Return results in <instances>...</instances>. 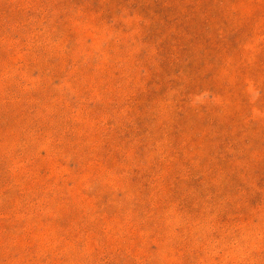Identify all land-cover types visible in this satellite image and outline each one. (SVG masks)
<instances>
[{"label": "rangeland", "instance_id": "obj_1", "mask_svg": "<svg viewBox=\"0 0 264 264\" xmlns=\"http://www.w3.org/2000/svg\"><path fill=\"white\" fill-rule=\"evenodd\" d=\"M97 7L0 0V264H264L254 58L231 130V68L200 89L180 74L161 85L137 41L148 23ZM263 30L245 52L263 50ZM222 36L226 52L231 24Z\"/></svg>", "mask_w": 264, "mask_h": 264}, {"label": "trees", "instance_id": "obj_2", "mask_svg": "<svg viewBox=\"0 0 264 264\" xmlns=\"http://www.w3.org/2000/svg\"><path fill=\"white\" fill-rule=\"evenodd\" d=\"M84 1L82 0L83 3ZM87 1L89 9H97L98 3L100 9L107 8L111 21L116 19L125 5L148 23L143 22L145 25L137 27V41L146 48L145 53L154 50L159 73L153 75L152 79L161 85L167 83L166 79L171 75L180 74L185 90L200 89L214 82H221L227 77H220L222 72L231 68V130L237 124L234 123L236 115L241 116L248 106L242 100L244 94L240 85L241 79L245 77L242 73V61L249 56L254 58V62L248 67V78L259 87L260 101L264 102V48L250 54L241 45L253 36V29L264 27V0H231L230 14L227 13L226 5L218 0ZM160 1L165 2L164 7L160 5ZM229 24L231 47H227L224 52L218 49V45L226 39L222 34H225ZM262 36L264 37V32ZM140 55L143 58L145 54ZM229 56L231 66L225 63ZM209 92L212 95L219 93L214 88ZM152 95L155 96L154 93ZM144 96L146 95L140 94L138 98L143 99ZM151 97L150 95L148 99ZM199 130L191 129L190 132H202ZM260 164L264 166V161Z\"/></svg>", "mask_w": 264, "mask_h": 264}]
</instances>
